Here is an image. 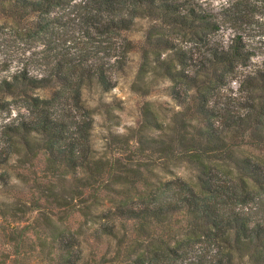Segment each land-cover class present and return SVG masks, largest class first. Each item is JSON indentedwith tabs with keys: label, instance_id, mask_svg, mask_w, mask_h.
<instances>
[{
	"label": "trees",
	"instance_id": "16d2710c",
	"mask_svg": "<svg viewBox=\"0 0 264 264\" xmlns=\"http://www.w3.org/2000/svg\"><path fill=\"white\" fill-rule=\"evenodd\" d=\"M261 7L0 0V45L28 52L0 60V264H264ZM131 55V88L176 109L144 101L98 148L94 115L116 124L117 105L83 92L110 91Z\"/></svg>",
	"mask_w": 264,
	"mask_h": 264
},
{
	"label": "rangeland",
	"instance_id": "374dc122",
	"mask_svg": "<svg viewBox=\"0 0 264 264\" xmlns=\"http://www.w3.org/2000/svg\"><path fill=\"white\" fill-rule=\"evenodd\" d=\"M203 1L215 7H219L226 0ZM256 18L257 24L255 25V35H253L252 39L256 44L263 45L264 7H261L259 9V13L256 15ZM147 25L148 21L139 20L135 26V29L130 34L131 38H133L135 41H138L141 38L143 29ZM5 36L7 37V34H5ZM228 36L229 33L224 32V38H227ZM10 39H13V36H11ZM27 55L28 52L22 54V46H20L16 42H12L11 40L9 41L8 45H0V60H3L5 56L6 58H13L11 62V69H14L17 65H21ZM17 56H20V59H17ZM136 64L137 56L131 55L126 73L117 76L115 85L110 91L102 93L96 89H86L83 92V97L85 98L86 103L91 107H96L99 102H111L117 105V107L114 109V112L117 115V118L115 120H117L118 122L116 124H110L108 120H105V117L102 113H96L94 115L95 123L92 130V138L95 146L98 148L103 143V140L107 134L108 126H110V129L115 132L125 133L129 127H134L137 125V122L139 120V108L144 101H151L156 107L160 106L159 112L162 114H165V112L168 114L172 111V109L175 108V102L165 94L162 89L163 87H159L157 90L152 91L147 96L140 95L131 88ZM5 73L6 71H0V75ZM233 86L235 87L236 85ZM181 171L182 169L180 168L178 170V174H181ZM236 264L246 263L237 262Z\"/></svg>",
	"mask_w": 264,
	"mask_h": 264
}]
</instances>
